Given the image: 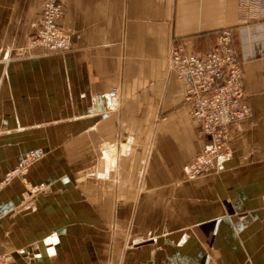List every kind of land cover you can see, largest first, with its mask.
<instances>
[{
    "label": "crops",
    "instance_id": "0c3cea01",
    "mask_svg": "<svg viewBox=\"0 0 264 264\" xmlns=\"http://www.w3.org/2000/svg\"><path fill=\"white\" fill-rule=\"evenodd\" d=\"M43 1L0 0V176L46 154L0 193V252L11 264H264V0L245 13L240 0H59L72 46L45 53L24 48ZM223 27L251 114L229 128L218 171L191 179L207 135L169 46L203 54ZM114 139L118 179L105 173Z\"/></svg>",
    "mask_w": 264,
    "mask_h": 264
},
{
    "label": "built area",
    "instance_id": "2783aa9c",
    "mask_svg": "<svg viewBox=\"0 0 264 264\" xmlns=\"http://www.w3.org/2000/svg\"><path fill=\"white\" fill-rule=\"evenodd\" d=\"M239 3L240 12L245 13L259 4V0H240ZM62 15L61 1L44 0L42 17L35 32L28 38L29 46L44 52L69 49L73 32L60 23ZM217 33L216 42L203 54L186 52L180 45L169 46V71L178 78L186 79L184 102L191 106V116L202 134L207 135L201 151L187 163L186 174L191 179L218 171V161L224 153L229 128L239 125L251 113L231 28L223 27ZM25 168L6 171L0 177V193ZM0 264H10V256L0 254Z\"/></svg>",
    "mask_w": 264,
    "mask_h": 264
},
{
    "label": "rangeland",
    "instance_id": "374dc122",
    "mask_svg": "<svg viewBox=\"0 0 264 264\" xmlns=\"http://www.w3.org/2000/svg\"><path fill=\"white\" fill-rule=\"evenodd\" d=\"M30 36V35H29ZM29 36L27 37V39H26V43H25V45H24V48L26 49V50H31V51H35V50H40L39 48H35V47H32V46H29V44H28V38H29ZM40 51H42V50H40ZM42 52H44V51H42ZM45 52H47V51H45ZM44 52V53H45ZM251 114V113H250ZM250 116V115H249ZM243 122V121H242ZM110 142V141H109ZM111 142H114L115 144H117V148H118V145H119V148L120 149H118L119 151H116V150H112V152L110 153L109 151L107 152V160H108V163L109 162H113L112 164H111V166L109 167L108 165H105V167H106V169H105V173H108V172H110L111 170L116 174V179H118L119 178V170H120V168H119V166H117V164H119V163H117V160H118V154H119V156H121V154H123L122 153V151L125 149L124 147H121L120 146V144H121V142H123L122 141V139L120 140V139H114V140H112ZM127 142V141H126ZM128 144H129V147L131 146L132 147V144H131V142H128ZM104 149H105V146H104V148H103V152H104ZM125 153H127L128 152V150H125L124 151ZM45 153V152H44ZM124 153V154H125ZM46 157V156H45ZM44 157V158H45ZM43 159V158H42ZM41 160V159H40ZM106 160V159H105ZM39 161V160H38ZM35 163H37V162H35ZM35 163H33V164H35ZM32 164V165H33ZM31 164H29V165H27V168H25V171H26V173L30 170V168L32 167V166H30ZM23 178L24 177V175H22V176H18L16 179H18V178ZM13 180H15V178L13 179ZM7 186V185H6ZM0 254H3V255H6V256H10V264H11V258H12V256L10 255V254H7V253H4V252H0Z\"/></svg>",
    "mask_w": 264,
    "mask_h": 264
},
{
    "label": "bare ground",
    "instance_id": "6f19581e",
    "mask_svg": "<svg viewBox=\"0 0 264 264\" xmlns=\"http://www.w3.org/2000/svg\"><path fill=\"white\" fill-rule=\"evenodd\" d=\"M26 155H23L22 157H21V159L19 160V162H18V164L16 165V166H14V167H12V168H10V169H13V168H17L18 170L17 171H20L19 169L20 168H27V165H29V164H31L30 166H32V164L33 163H35V162H37L38 160H40V159H42V158H44L45 156H46V154L44 153V150H42V149H34V150H32V151H30V152H27V153H25ZM110 167V166H109ZM9 169V170H10ZM22 170H24L23 172H21L20 173V175L19 176H22V175H25L26 174V171H25V169H22ZM6 173V172H5ZM4 173V174H5ZM3 174V175H4ZM206 176V175H205ZM0 177H2V176H0ZM18 176H16V178H17ZM15 178V179H16ZM13 180H11L10 182H12ZM9 182V183H10ZM8 183V184H9ZM7 184V185H8ZM4 190V189H3ZM2 190V191H3ZM1 191V192H2Z\"/></svg>",
    "mask_w": 264,
    "mask_h": 264
},
{
    "label": "water",
    "instance_id": "95a60500",
    "mask_svg": "<svg viewBox=\"0 0 264 264\" xmlns=\"http://www.w3.org/2000/svg\"><path fill=\"white\" fill-rule=\"evenodd\" d=\"M100 101V100H99Z\"/></svg>",
    "mask_w": 264,
    "mask_h": 264
}]
</instances>
